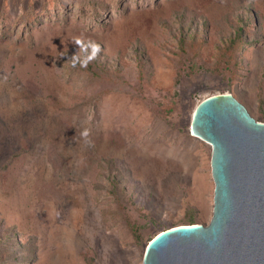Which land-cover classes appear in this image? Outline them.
<instances>
[{
    "label": "rangeland",
    "instance_id": "rangeland-1",
    "mask_svg": "<svg viewBox=\"0 0 264 264\" xmlns=\"http://www.w3.org/2000/svg\"><path fill=\"white\" fill-rule=\"evenodd\" d=\"M219 94L264 123V0H0V264H142L208 224Z\"/></svg>",
    "mask_w": 264,
    "mask_h": 264
},
{
    "label": "water",
    "instance_id": "water-1",
    "mask_svg": "<svg viewBox=\"0 0 264 264\" xmlns=\"http://www.w3.org/2000/svg\"><path fill=\"white\" fill-rule=\"evenodd\" d=\"M190 129L212 148L211 219L160 231L142 264H264V123L219 94L197 105Z\"/></svg>",
    "mask_w": 264,
    "mask_h": 264
},
{
    "label": "bare ground",
    "instance_id": "bare-ground-1",
    "mask_svg": "<svg viewBox=\"0 0 264 264\" xmlns=\"http://www.w3.org/2000/svg\"><path fill=\"white\" fill-rule=\"evenodd\" d=\"M194 114V113H193Z\"/></svg>",
    "mask_w": 264,
    "mask_h": 264
}]
</instances>
